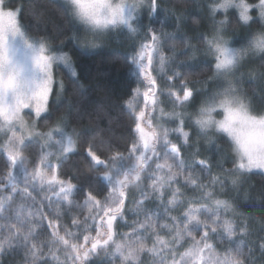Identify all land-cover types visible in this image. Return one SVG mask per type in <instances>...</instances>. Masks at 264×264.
Instances as JSON below:
<instances>
[{
    "label": "snow or ice",
    "instance_id": "1",
    "mask_svg": "<svg viewBox=\"0 0 264 264\" xmlns=\"http://www.w3.org/2000/svg\"><path fill=\"white\" fill-rule=\"evenodd\" d=\"M104 2L109 5L108 16L90 23L96 28L115 26L108 30L127 28L142 37L131 55L139 78L126 104L132 117L131 140L123 151L112 153L109 149L108 155L101 153L95 138L89 140L69 132L67 116L47 132L37 130L52 119V97H59L65 88L63 80L55 78V68L63 65L77 84L79 74L69 54L50 50L43 40L25 30L22 6L0 0V160L5 169L0 179V191L4 193L0 196V264L12 251H22L26 262L31 258V264H61V251L66 254L64 264L68 260L71 264H94L101 256L113 257L116 264L117 255L119 264H144L143 256H159V264H251L254 248L246 244L250 225L245 218L237 226L231 218L236 214L235 205L217 196L216 187L223 188L224 182L220 175L212 174L211 161L200 156L198 148L191 153L190 162L186 159L185 149L190 143L186 128L191 122L199 132L214 126L216 132L226 134L236 155L232 172H264V113L250 110L238 76L250 50L264 58V37L258 35L264 33V0H212L209 4L214 34L199 39L206 45L204 55L212 57L209 68L218 82L214 91L204 94L194 116L186 109L198 91L187 73L160 75L166 64L161 35L151 24L145 29L139 21L145 3L150 15H159L160 0H120L115 5L111 0ZM64 3L71 16L73 6L83 14L82 0ZM229 12L249 30L247 42L240 47H230V41L221 35ZM218 14L224 19L215 21ZM257 22L261 29L252 32ZM70 39L79 46L78 36L73 34ZM84 47L94 49L99 44L88 41ZM197 51L190 49L193 57ZM162 79L166 83L162 84ZM165 90L173 106L171 112L160 107ZM220 116L222 119L217 118ZM165 117L173 121V127L161 131L159 124ZM36 138L43 139L44 144L34 156L30 171L23 153L32 150ZM73 155H82L103 173L98 177L103 186L82 188L72 182L63 172V160L56 157L66 160ZM218 168L224 171L222 165ZM17 173L22 175L24 188L17 186ZM133 183L141 188L138 196L129 191ZM232 184H236L235 179ZM35 189L50 195L42 197L37 209L29 210L26 216L13 211L17 197L36 202ZM62 202L67 204V211ZM73 207H83L87 214L74 215ZM124 227L130 231L121 232ZM219 245L224 247L218 253ZM258 247L264 254V237Z\"/></svg>",
    "mask_w": 264,
    "mask_h": 264
},
{
    "label": "trees",
    "instance_id": "2",
    "mask_svg": "<svg viewBox=\"0 0 264 264\" xmlns=\"http://www.w3.org/2000/svg\"><path fill=\"white\" fill-rule=\"evenodd\" d=\"M204 1L160 0L161 13L153 17L154 15L151 16L148 12L143 23L146 28L151 24L157 34L161 35L163 53L168 61L164 73L173 71L187 73L188 80L194 88L196 86L202 89L206 87L207 90L214 91L212 84L209 83L213 80V73L209 68L212 58L202 53L206 45L199 39L201 36L210 38L214 34V27H210L206 19L207 14L201 7ZM12 3L16 7L24 8L21 23L27 25L25 30L43 40L50 49L62 50L69 54L79 74V84H77L73 82L69 70L63 65L55 68V78L58 81L63 80L65 88L59 97L55 95L52 97L53 117L50 121L41 123L38 130L47 132L59 122L61 117L67 116L68 131L89 140L95 138L104 155L109 154V149L112 153H115L117 149L123 151L131 140L129 132L132 117L126 104L139 83L137 70L131 63L132 42L124 40L125 42L119 43L110 38L109 40H96L99 45V42L103 41L106 47L84 48L83 41L87 37L82 39L77 35L75 20L62 0H12ZM254 15L257 14L254 13ZM227 18L228 23L221 30V34L225 33L231 39L243 35L245 27L237 22V17L229 12ZM260 29L261 25L258 22L251 27L252 32ZM73 34L80 38L79 46L70 39ZM193 48L198 50L194 57L190 52ZM186 51L189 52L188 56L183 55ZM249 53L252 52L249 51ZM253 55L257 54L253 53ZM257 56L260 58L254 59L240 72L244 79L241 76L240 78L242 79L241 92L250 104V110L254 114H261L264 113V58ZM161 83H166V80L162 79ZM207 90H204V93L198 92L192 105L186 109L188 113L192 112L195 115L198 112L203 101V98L199 96L208 93ZM166 96L167 91L165 90V95L161 98L166 99ZM171 109L173 110V106L167 101L165 111ZM161 127L171 130L173 123H169L166 127L161 121L159 129L162 130ZM186 129L193 130L189 147L185 149L186 159L190 162L191 153L198 148L199 155L211 161L212 174L220 175L224 182L223 188L217 185V196L235 205L236 214L231 218L235 220L237 226L243 219H247L251 235L246 238V244L253 246L252 255L259 258L257 264H264L263 254L258 247L260 238L264 237V173L257 172L241 176L237 172H232L235 168L236 155L227 137L216 132L213 133V137H210L211 133L207 132L199 134L191 122L188 123ZM172 139L176 140V137ZM42 142L36 140L32 150H26L23 153L30 167L34 156L40 153V147L44 144ZM60 159L63 160V172L71 178L74 184L82 188L97 184L103 186L104 182L98 181V177L103 173L97 172L82 155H73L66 160ZM219 165L223 166V172L219 171ZM4 176V164L0 160V179ZM233 179L236 180L235 185L232 184ZM20 183L22 181H17L18 187L26 186L24 183L19 185ZM27 187L31 190V184ZM140 190L141 188L134 184L131 195L138 196ZM34 191L37 194L36 202L17 197L12 205L13 211H21L26 216L29 210L37 209L42 197L50 195L39 189ZM2 195L4 193L0 191V196ZM79 204L83 205V201L80 200ZM52 205L53 208L57 207L55 200L52 201ZM151 207L155 208V206ZM63 208L67 211L66 203H63ZM81 213L86 215V209L73 207L72 214ZM236 239H239V236ZM223 247L224 245H219L217 252L219 253ZM65 259L66 254L61 251L59 253L61 264H64ZM2 264H31V258L29 257L26 262L22 251H12L4 255ZM67 264H71V261L68 260ZM94 264L107 263L106 259L101 256L95 259Z\"/></svg>",
    "mask_w": 264,
    "mask_h": 264
},
{
    "label": "rangeland",
    "instance_id": "3",
    "mask_svg": "<svg viewBox=\"0 0 264 264\" xmlns=\"http://www.w3.org/2000/svg\"><path fill=\"white\" fill-rule=\"evenodd\" d=\"M63 2H64V0H62ZM135 2V0H129V3H134ZM212 2V0H205L201 5V7H202V10L207 14L206 15V19H207V21L209 22V24H210V27L212 26V27H214V18L211 16V14H210V10H209V4ZM149 11H148V7H147V3H145V6L140 10V17H139V21L140 22H142V24H143V26H144V23H143V21H145V19H146V16H148V13ZM135 15V14H134ZM253 15H254V13H253ZM152 16V15H151ZM153 17H156V15L155 16H153ZM254 17H256L255 15H254ZM168 19H170V18H168ZM221 19H224V17L222 16V15H220V14H218L216 17H215V21H219V20H221ZM75 23H76V25H77V28H76V31H77V35H79V36H81V38L83 39V38H86V39H84V41H83V43H86V42H88V41H94L95 40V42H96V40H104V39H106V40H109L110 38H112V39H114V40H116L117 42H119V43H121V41L122 42H125V41H131L132 43V46H133V48H132V50L130 51V53H131V55H132V53H133V50L136 48V49H138V46H139V44H140V40L142 39V37L141 36H138V35H134V34H132V33H130L129 32V30L127 29V28H121V29H110V30H108L105 34H103V35H101V36H96V35H93L92 33H90V32H87L83 27H81L76 21H75ZM135 23H139V22H135ZM259 23V22H258ZM259 25H260V23H259ZM245 27V26H244ZM144 28L146 29V27L144 26ZM223 30V29H222ZM248 28L247 27H245V32L243 33V35H241V36H237V37H235V38H233V39H231L230 37H229V35H227V34H225V33H223V34H221L222 36H223V38L224 39H226V40H228V41H230V47H240L242 44H245L247 41H246V38H247V35H248ZM125 40V41H124ZM100 43V45H99V47L101 46H103V47H106L105 45H103V41L102 42H99ZM161 43H162V41H161ZM162 45H163V43H162ZM83 47H84V45H82ZM99 47H97V48H99ZM85 48V47H84ZM50 49V48H49ZM90 49H92V48H90ZM95 49V48H94ZM50 50H52V49H50ZM57 51H60V50H57ZM250 52H252V53H249L248 52V56L245 58V60L243 61V64H242V66H241V68L239 69V73H238V76H241V74H240V72L243 70V68L245 67V66H247L248 64L250 65V63L251 62H253L254 61V59H257V58H260L259 56H257V55H253V53H256L255 52V50L253 49V50H250ZM203 54H204V52H202ZM164 54V53H163ZM206 56V55H205ZM211 57V56H210ZM212 58V57H211ZM167 59H166V64H165V66L167 65ZM73 65V64H72ZM74 67V66H73ZM248 67V66H247ZM156 68H157V70H159V64L157 63L156 64ZM67 69V68H66ZM165 69V68H164ZM68 70V69H67ZM164 74L165 73H161L160 75L163 77L164 76ZM243 79H244V77L243 76H241ZM217 80L216 79H214L213 78V80H210V84H212V86H213V90H215V86H216V84H217ZM222 82V81H221ZM195 89L198 91V92H200V93H204V90H207V88L206 87H204L203 89L202 88H200L199 86H196L195 87ZM142 91H143V89H142ZM208 91V93L209 92H212V89L210 90V89H208L207 90ZM244 93V92H243ZM241 94H242V92H241ZM245 95V94H244ZM200 98H204V95H200L199 96ZM162 101H163V103L160 105V107H162V108H164V109H166V106H167V100L166 99H162V98H160ZM246 101V100H245ZM246 103H247V101H246ZM170 111H172V109L170 110ZM169 110H167L166 112H170ZM179 111V110H178ZM158 115H159V113H157ZM190 115H192V116H194L193 115V113L192 112H190L189 113ZM166 121V122H165ZM173 123V121L172 120H168L167 119V117H165V120L164 121H162V123H163V125L164 126H166L167 127V125L169 124V123ZM161 128H163V127H161ZM188 128V127H187ZM164 129H166V128H163L161 131H163ZM194 129L197 131V133H199L200 134V132H199V130L197 129V128H195L194 127ZM38 130V129H37ZM187 131H189L190 132V137H192L193 135V130H189V129H186ZM39 131V130H38ZM204 132H207V133H211V134H209V136L210 137H213L214 135H213V133L214 132H216V130H215V127L214 126H210L206 131H204ZM216 133H218V132H216ZM219 134H221V135H223V136H225V137H227L226 136V134H223V133H219ZM0 135H2V134H0ZM172 137H174V136H172ZM228 138V137H227ZM211 139V138H210ZM229 139V138H228ZM36 140H39V141H43V139H41V138H36ZM230 140V139H229ZM44 142V141H43ZM43 142H42V144H43ZM196 142V141H195ZM231 142V141H230ZM54 152H58L59 150L58 149H52ZM24 158H25V161H26V164L28 165V167H29V170L31 171V167H30V165H29V163L27 162V158L24 156ZM57 159H60V158H63L62 156H57L56 157ZM257 172H260V173H264V172H261L260 170H253L252 172H250V173H238V174H240L241 176H244V175H249V174H252V173H257ZM17 177H18V179H17V181H22V183H24V181H23V178H22V175L20 174V173H17ZM22 183H20L19 185H22ZM18 186V185H17ZM134 186V183L133 184H130L129 185V191H130V193H131V191H132V187ZM151 206H154V205H150V207ZM131 213L129 214V217H131ZM143 215H141V217H140V219L141 220H143ZM126 231H130V229H128L127 227H124V228H121V232H126ZM150 246V245H149ZM181 251H184V249H181ZM105 259H106V263L107 264H113V257H111V256H103ZM263 258H264V254H263ZM119 260H120V257L117 255L116 257H115V261H116V264H119ZM142 260L144 261V264H159V260H160V257L159 256H143L142 257ZM258 260H259V258L258 257H255V256H253L252 255V257H251V264H257L258 263Z\"/></svg>",
    "mask_w": 264,
    "mask_h": 264
},
{
    "label": "clouds",
    "instance_id": "4",
    "mask_svg": "<svg viewBox=\"0 0 264 264\" xmlns=\"http://www.w3.org/2000/svg\"><path fill=\"white\" fill-rule=\"evenodd\" d=\"M119 2L120 0H111L112 5H115ZM80 9L83 10V14L80 13L79 9L73 6L72 18L87 32H90L96 36H101L105 34L109 28L115 27L113 25H108V28H96L94 24L90 23V20L101 21L103 17L108 16L109 5L106 4L104 0H82ZM258 35L264 37V33H259ZM256 54L260 55L259 52H256ZM217 118L222 119V116ZM193 119H195V117H193Z\"/></svg>",
    "mask_w": 264,
    "mask_h": 264
},
{
    "label": "bare ground",
    "instance_id": "5",
    "mask_svg": "<svg viewBox=\"0 0 264 264\" xmlns=\"http://www.w3.org/2000/svg\"><path fill=\"white\" fill-rule=\"evenodd\" d=\"M155 16V15H154Z\"/></svg>",
    "mask_w": 264,
    "mask_h": 264
}]
</instances>
